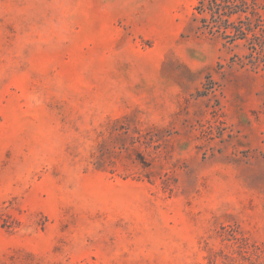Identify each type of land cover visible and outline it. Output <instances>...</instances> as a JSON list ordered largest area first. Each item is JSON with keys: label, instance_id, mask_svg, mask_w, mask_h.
I'll return each mask as SVG.
<instances>
[{"label": "rangeland", "instance_id": "1", "mask_svg": "<svg viewBox=\"0 0 264 264\" xmlns=\"http://www.w3.org/2000/svg\"><path fill=\"white\" fill-rule=\"evenodd\" d=\"M197 3L0 0V264H264V66Z\"/></svg>", "mask_w": 264, "mask_h": 264}, {"label": "trees", "instance_id": "2", "mask_svg": "<svg viewBox=\"0 0 264 264\" xmlns=\"http://www.w3.org/2000/svg\"><path fill=\"white\" fill-rule=\"evenodd\" d=\"M195 12L198 32L230 44L246 42L251 52L241 62L264 66V6L258 0H198Z\"/></svg>", "mask_w": 264, "mask_h": 264}]
</instances>
